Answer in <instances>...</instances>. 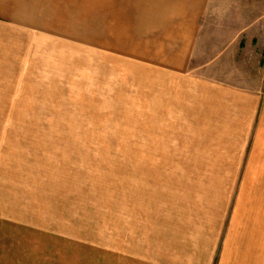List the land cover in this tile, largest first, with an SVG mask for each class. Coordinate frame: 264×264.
I'll return each instance as SVG.
<instances>
[{
	"label": "rangeland",
	"instance_id": "rangeland-1",
	"mask_svg": "<svg viewBox=\"0 0 264 264\" xmlns=\"http://www.w3.org/2000/svg\"><path fill=\"white\" fill-rule=\"evenodd\" d=\"M175 1L0 0V264H264V0Z\"/></svg>",
	"mask_w": 264,
	"mask_h": 264
},
{
	"label": "crops",
	"instance_id": "crops-1",
	"mask_svg": "<svg viewBox=\"0 0 264 264\" xmlns=\"http://www.w3.org/2000/svg\"><path fill=\"white\" fill-rule=\"evenodd\" d=\"M209 1L176 0L173 6L169 2L167 10L171 14L174 13L172 14L174 19L170 21L169 26L173 33L162 41L159 47L167 49L168 61L164 63L180 66L189 62ZM170 13H167V18L171 17ZM244 48L251 51L250 53L259 65H264V21L259 22L254 19L239 29L235 37V49L241 51Z\"/></svg>",
	"mask_w": 264,
	"mask_h": 264
}]
</instances>
